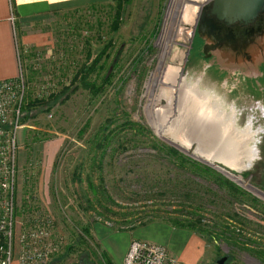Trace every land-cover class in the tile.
Listing matches in <instances>:
<instances>
[{"label":"rangeland","instance_id":"374dc122","mask_svg":"<svg viewBox=\"0 0 264 264\" xmlns=\"http://www.w3.org/2000/svg\"><path fill=\"white\" fill-rule=\"evenodd\" d=\"M126 2L118 7V0H75L30 17L13 13L26 102L60 94L49 112L25 111L18 130L16 232L23 231L32 213L50 214L55 220L53 239L62 241L52 264H106V259L123 264L124 258L116 263L117 254L107 249L110 244L123 252L131 234L151 232L154 223L187 216L213 230L216 241L198 236L212 264L222 257L226 264H264V196L219 170L241 177L264 194V132L257 135L258 157L252 166L241 167L248 153L231 143L240 134L225 126L223 130L227 113L209 106L233 104L242 130L249 115L254 129L264 127L256 108L264 107V63L257 67L264 59L250 65L251 74L205 59L202 42L196 37L190 43L196 15L181 40L167 48L168 66H180L184 76L203 79L204 87L225 99L219 103L213 92L197 91L192 83V106L187 108L191 115L176 116L177 123L186 126L178 125L182 133L173 135L189 144L185 153L157 136L145 113L146 85L163 54L158 41L170 0ZM101 50L106 58L98 70ZM90 66L89 81L97 86L108 81L97 95L82 86L77 74ZM196 150L225 161L210 166L192 155ZM84 228L90 232L87 238ZM81 236L84 243L79 245ZM68 246L73 250L66 257Z\"/></svg>","mask_w":264,"mask_h":264},{"label":"bare ground","instance_id":"6f19581e","mask_svg":"<svg viewBox=\"0 0 264 264\" xmlns=\"http://www.w3.org/2000/svg\"><path fill=\"white\" fill-rule=\"evenodd\" d=\"M204 1L205 0H170L169 6L167 9L164 28H163L162 34L159 38V41H158V45L162 49L163 54L161 55L158 68H156L157 69L156 72L154 74H152L153 76L151 77V79H149V81L146 85V88H147L146 90L149 94V97L147 96L148 97V104H147L146 112H145L146 116H147L148 123L150 124L151 128L154 130V132L157 136H159L161 139H164L165 141L171 143V145L181 149V151H183L185 153L189 152L190 146H188L189 144L188 145L184 144V142L182 143V140L180 141V139L176 138L179 135V133H182L181 132L182 130L180 129V127L182 125H184L183 123H182V125H179V123H177L178 120H176V118H177L176 116L181 115V118H184L186 116V113L189 110V107L191 105L190 104L191 103V99H190L191 89H190V87L194 85L193 89H197V91L198 90L203 91V93L206 91L213 92L215 99L217 98L218 101L220 100L219 103L225 102V99L222 96H220L218 93H216V91L213 90L212 87H209V86L204 87L203 79H201L199 77L193 78V77L184 76V74H183L184 69L182 67H180V66L171 67V66H168L166 64L167 59L165 58L166 54H164V52L167 50V48L169 46H171V48H173L178 43V41L181 40L183 31L189 27V24L194 19V16L196 15V17H197L199 7L201 6L200 3L204 2ZM195 22H196V19H195ZM191 35H193V36L190 40V43L193 42L192 40L194 39V36H195V24H194V27L192 28ZM190 48L191 47L189 46V49ZM193 82H195V84L192 85ZM194 93H195V91H194ZM196 103H198V102H196ZM209 106H210V108L213 107V109L216 108V110L217 109L223 110L224 111L223 113H225V112L227 113V114H223V115H226L225 118L229 122L228 123L226 122L227 124L224 123L222 128H223V130H225L224 129V126H225V127H228V129H230L229 132L233 130L234 132L237 133L236 135L240 134L239 138L235 141L232 139L231 143L234 144V142L235 143L237 142L236 144L241 148L243 147V150L246 153H248L247 156L245 154L246 157H244L245 158L244 161L241 162V167H244L246 163H247V165L249 164V166H250L253 163V161L258 157V152H257L256 146L259 143V137L257 135L262 134L264 132V127H262L263 125L254 129V123H253L254 121H253L252 115H249L247 118L246 128H245V130H242L239 128V126L237 124L238 112H237V110L233 104L227 105V103L225 102L224 106H223L224 108L219 107V105L216 107H214V105H209ZM155 108H158L157 112L154 111ZM187 108H188V110H187ZM256 108L260 112L261 117L264 119V107L263 106H257ZM216 114L217 113H215V115ZM229 114H230V116L227 117ZM218 116H220V114H218ZM189 118H191V117H188V119ZM196 118H195V123H196ZM223 121H225V120H223ZM180 123H181V121H180ZM196 124H198V123H196ZM196 124H195V126H196ZM199 124H201V123H199ZM178 125L180 127H177ZM184 126H186V125H184ZM187 128H188V126H187ZM226 130H227V128H226ZM175 132H178V135L176 133V136L174 137L173 135H175ZM230 135H227V136H230ZM185 142H186V140H185ZM224 148L225 147H223V149ZM203 149L207 150V147H204ZM214 149L215 148H213V150ZM244 151H243V153H245ZM222 152L225 154L224 151H222ZM230 152H232V151H230ZM223 153H222V155H223ZM192 155L194 157L198 158L200 161L202 160V162L209 164L210 166H214L216 164H219L218 162L221 160L220 157H218V158L214 157L213 158L212 156H210V154H206L202 150H199V151L196 150L194 153L192 152ZM238 155H239V153H238ZM227 159H232V158L228 157ZM236 159H237V157L234 160H236ZM224 161H222V162L224 163ZM236 163H237V161H236ZM238 163H237V166H238ZM226 166H228L232 170L237 169V171L242 172V170L240 168H238L236 165H234V167H233L232 165L230 166V164L226 163ZM219 170H221L222 173H224V175H226L229 179L237 182L242 187L255 192L260 197L264 196V194L259 193L258 191L252 189L250 187V185L243 182L241 177L227 173L220 168H219Z\"/></svg>","mask_w":264,"mask_h":264},{"label":"built area","instance_id":"2783aa9c","mask_svg":"<svg viewBox=\"0 0 264 264\" xmlns=\"http://www.w3.org/2000/svg\"><path fill=\"white\" fill-rule=\"evenodd\" d=\"M19 66V65H18ZM26 96L19 70L0 81V264H52L62 241L54 240L50 214L32 213L23 231L16 232V137ZM123 264H178L166 249L147 241L132 240Z\"/></svg>","mask_w":264,"mask_h":264},{"label":"water","instance_id":"95a60500","mask_svg":"<svg viewBox=\"0 0 264 264\" xmlns=\"http://www.w3.org/2000/svg\"><path fill=\"white\" fill-rule=\"evenodd\" d=\"M195 34L205 59L251 74L250 65L264 59V0H207L199 7ZM226 261L222 257L215 264Z\"/></svg>","mask_w":264,"mask_h":264},{"label":"crops","instance_id":"0c3cea01","mask_svg":"<svg viewBox=\"0 0 264 264\" xmlns=\"http://www.w3.org/2000/svg\"><path fill=\"white\" fill-rule=\"evenodd\" d=\"M66 1L75 0H0V81L13 79L19 73L14 28L11 20L13 13L21 17L39 15L48 9L59 7ZM149 227L152 229L151 232L145 230L137 236L131 234L129 244L132 240H140L161 245L170 256L176 259L178 264L213 263L211 258L205 256L204 243L193 232L175 227L169 222L167 224L154 223ZM129 244L123 245V252H117V248L112 244L107 247L117 254L116 263L122 262ZM107 252L110 258H113L111 252L109 250Z\"/></svg>","mask_w":264,"mask_h":264},{"label":"trees","instance_id":"16d2710c","mask_svg":"<svg viewBox=\"0 0 264 264\" xmlns=\"http://www.w3.org/2000/svg\"><path fill=\"white\" fill-rule=\"evenodd\" d=\"M125 3H127L126 0H118L117 6L118 7L119 6H123ZM103 57L106 58L105 50H101L100 51V59L98 60V65H99V62L101 61V59ZM103 67H104V65L101 64L97 68H98V70H102ZM83 71H84V73L81 74ZM92 72H93V68H92V66H90V67H87V68L84 67L83 70L81 72H77V74L81 78L80 83L82 84V86H85V87L89 88L90 90H92V93L94 95H97L100 92V90L103 88V86H105V83L106 84L108 83V81L105 79L104 81H102L101 86H97L96 85V82L89 81V75H91ZM78 76L75 79H78ZM75 79H74V81H76ZM59 95H56V94L51 95L50 98L47 101L38 100V101H28V102H26V96H25V102H24V105L22 107L23 114L25 113V111H30L31 109H35V108H43V111L44 112H49L52 109V107L55 105V103L57 102V98H58ZM24 116L21 119V123L24 120ZM171 151L174 152V153H176V151L173 150V149ZM53 221H55L54 218H53ZM169 223L171 225H173V226L176 225L178 228L179 227L180 228H185V229L193 232L194 234H196L200 238L204 239L205 241H208V242L216 241L215 237L211 235L213 230L202 227V225L200 224V222L195 221V219L192 218V217L189 218V217L186 216L185 219H182V220H178V219L177 220H172ZM82 231H83L84 237H86V238L89 237L90 232H89L88 229L84 228ZM83 243H84V240H83V238L81 236V237H79L78 244L80 245V244H83ZM72 250H73V247L72 246H68L67 247L66 257L69 255V253ZM57 261L59 262L60 260H57ZM104 262L106 264H112V262H111L110 259H106Z\"/></svg>","mask_w":264,"mask_h":264},{"label":"flooded vegetation","instance_id":"af4514ba","mask_svg":"<svg viewBox=\"0 0 264 264\" xmlns=\"http://www.w3.org/2000/svg\"><path fill=\"white\" fill-rule=\"evenodd\" d=\"M196 36H194V39L196 38L197 40H199V41H201V42H203L200 38H199V36H197V34H195Z\"/></svg>","mask_w":264,"mask_h":264}]
</instances>
